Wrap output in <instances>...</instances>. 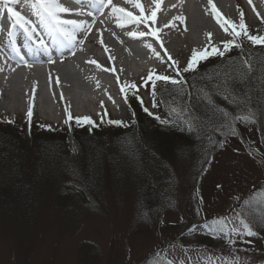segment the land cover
Segmentation results:
<instances>
[{
  "label": "rangeland",
  "instance_id": "1",
  "mask_svg": "<svg viewBox=\"0 0 264 264\" xmlns=\"http://www.w3.org/2000/svg\"><path fill=\"white\" fill-rule=\"evenodd\" d=\"M183 1L178 8L166 4L169 12L159 13L155 6L160 0H112L141 22H123L109 7L107 18L115 28L105 19L90 23L91 30L84 31L88 39L82 41L75 62L28 72L27 79L3 72L11 84L19 83L20 98L31 97L36 106L31 117L22 106L18 113L11 112L4 107L3 94L12 89L1 86L0 103L5 109H0V264H164L166 258L175 264H264V45H254L243 35L234 37L231 26L226 32L212 6L237 30L243 13L247 32L262 37L264 12L258 19L255 8L239 0H212V5L208 0ZM193 5L200 18L194 26ZM178 16L185 17L184 22L174 19ZM131 32L146 33L140 46L151 45L156 56L160 48L169 54L166 64L174 63L176 72L167 67L157 75L183 80L181 95L170 82L156 85L164 82L159 80L155 85L166 87L159 97L153 93L149 75L141 73L145 54L136 48L133 53L128 46L138 44ZM234 39L240 46L225 50V43ZM213 48L224 55L209 56L194 70L183 71L194 49ZM244 61L252 65V72L237 82L236 77L245 72ZM87 74L92 78L82 77ZM110 75L114 80L126 79L115 81L120 97L110 89V96L107 92ZM84 80L97 87L82 92L77 88ZM39 81L47 85L45 96L38 93ZM133 83L135 89L128 87ZM233 86L247 96L246 101L234 102ZM79 90L90 95L91 102L109 99L124 115L112 117L107 112L91 124H78L77 119L83 121L78 117L54 124L55 112H42L43 100L55 109L66 98L68 108L77 114L108 105L85 110ZM59 92L64 98L57 103ZM126 93L153 114L146 124H137V115L122 103ZM245 102L255 108L256 123L232 120L247 111ZM209 103L218 112L217 119L205 122L206 134L181 130L182 109L194 106L204 115ZM219 110L229 113L234 132L216 131ZM82 130L93 135L80 136ZM162 133L170 136L164 138ZM257 204L260 207L250 214V205ZM219 217L227 221L230 238L200 227ZM241 221L250 225L252 235ZM233 227L238 233L231 232Z\"/></svg>",
  "mask_w": 264,
  "mask_h": 264
},
{
  "label": "snow or ice",
  "instance_id": "2",
  "mask_svg": "<svg viewBox=\"0 0 264 264\" xmlns=\"http://www.w3.org/2000/svg\"><path fill=\"white\" fill-rule=\"evenodd\" d=\"M156 2V0H154V3ZM249 2H251V0H249ZM19 3H21V0H0V5L3 6V8L6 10L7 14L12 18V26H19L20 28L23 29L24 33H26L29 38H37L39 40V46L44 48L45 50H47V46L44 42V40L42 38H39L37 31H36V27L32 24V22L26 18V16L24 14H22L21 11L17 10V8L15 7L16 5H18ZM92 3L97 5V10L101 11L105 8L111 7V11L114 15L119 14L118 18L123 21V22H132L133 20H137V17L132 16L131 13L125 12L124 9L122 8H117L114 4H112V0H92ZM208 3L210 5H212V0H208ZM33 6H35L38 10V14L41 17V20L44 21L45 19H47L48 21L54 22L53 23V27L54 29L66 40H68L70 43L74 42V35L73 33L76 30L79 29H83L84 31L88 32L91 30V25H85L84 23H78L77 21L74 20H61L59 17V13L61 12H68L69 9L65 8L64 6H62L59 3V0H33ZM86 7L88 5H85ZM135 7L140 8V4L139 3H135L134 4ZM160 5L159 3H156V8H159ZM212 10L213 12L216 13V19L217 22L220 23V26L222 28H224V30L227 32L228 26H231V33L234 37H238L240 35H243L245 37H247V39H249L252 44L256 45V44H261L264 45V37L262 36H257V35H250L247 30L246 27L244 25V21H243V13H241V20H240V24H239V29L237 30V27L234 25V23L231 20L228 19H223L221 20V16L218 13V10L215 8V6H212ZM141 12H143V9H141ZM89 15H91L92 13L89 12ZM156 17V12L153 11L151 13V19H155ZM174 19L180 20L181 22H184L185 17L183 16H178L175 17ZM65 25H72V30L69 31ZM121 26H123V23L121 24ZM168 25H165V27H167ZM146 33L144 32H140V33H136V32H131L129 33L130 36L132 37H137V36H144ZM152 35H156L155 32L152 33ZM209 36V38L211 37V33L207 34ZM157 39H159V37H157ZM101 43H103V41L101 40ZM235 45L237 47H239L240 45H236L235 44V39L231 42L225 43L224 48L225 50H230L231 46ZM161 46H163L161 44ZM148 47H151V45H149ZM107 51V49H105ZM213 55H220L223 56L224 52L222 51H218L217 49L213 48L212 51H207V50H203V51H197V50H193V54L187 64V66L183 69L184 72L190 71V70H194L195 66L198 64V62L200 60L203 59H207L209 56H213ZM171 59V57H169ZM53 62V61H50ZM90 63L93 64H97V62L95 60L90 61ZM97 66L99 67V65L97 64ZM244 68H245V72L242 75H238L236 77L237 82H242V80L244 79H248L249 78V73L252 72V65H250L247 61H244ZM148 79L150 81H152V85H153V93L155 92V82L157 80L159 81H164V82H170L172 85H177V84H183L184 81L183 80H177V79H173L169 76L166 75H156L155 77H153V75L150 73L148 76ZM132 89H135L137 86L133 83L130 86H128ZM121 91H124V88L121 89ZM233 96L235 97V101H246L247 100V96H241L240 94H238L235 91V88L233 86ZM226 99L228 98L227 96L225 97ZM141 103H143V101L141 100ZM155 106V105H154ZM244 109H247V111H245V113L243 115L237 114L235 116H233L232 120H237L240 122H244V121H249L251 123H256L258 118H257V113L255 108L248 104L247 102L244 103L243 105ZM145 112H148V109L145 108L144 109ZM183 113V116L181 118V120L179 121V126L181 127V130H187L189 132H194L197 134H206V121H211L213 119H217V112L218 110L215 108V106L211 103H209V111L206 112L204 115H200L197 112H195L194 110V106L192 107H186L184 109L181 110ZM149 115H153L151 112H148ZM32 115V108L29 107L28 109V116L31 117ZM71 118V117H70ZM219 118H220V122L217 124L216 127V131H220L222 128H228L231 131H235V126L232 123V120H229V113L226 111H222L219 110ZM157 120H160L159 117H156ZM9 123H11L12 121H8ZM88 123L91 124L92 121L88 118V117H84L83 121H81L80 119H77V123ZM163 124H172L173 122L170 120H161L160 121ZM109 123L112 124H116V125H123V121H109ZM260 205H250L251 208V213L250 214H254L256 208H259ZM241 223L243 224V229L247 231L248 235H252V229L250 227V225L247 222L241 221ZM201 228L207 230L210 234L212 235H223L225 238H230L229 236V230L227 227V221L225 220V218L223 217H219V218H213L212 220H205L201 225ZM196 225L192 226L191 230H195ZM232 233H238V230L236 228H232L231 229ZM157 257H159L161 255V253H156ZM164 264H175V261L169 260L166 258Z\"/></svg>",
  "mask_w": 264,
  "mask_h": 264
},
{
  "label": "bare ground",
  "instance_id": "3",
  "mask_svg": "<svg viewBox=\"0 0 264 264\" xmlns=\"http://www.w3.org/2000/svg\"><path fill=\"white\" fill-rule=\"evenodd\" d=\"M177 2H175V0H169V2L167 3V4H172L173 2H175L174 3V5L178 8L179 6H182L183 5V3H184V1L183 0H176ZM246 1V3L247 4H249V5H251V7H254L255 8V10H254V12L255 13H253V14H255L254 16H257V18L259 19L260 17H259V15H261L263 12H264V1H262V0H256V2H254V1H252L251 0V2H249V0H245ZM163 2H164V0H163ZM162 6V5H161ZM173 6V5H172ZM194 6V5H193ZM16 8H17V10H19V11H21L22 12V14H25L26 15V18L27 17H29L28 19L31 21V19H36V18H38V17H40L38 14H36V13H32L31 12V10L30 11H24V10H22L21 8H20V6L19 5H16L15 6ZM169 12V11H168ZM195 12H196V15H197V9H195V6L192 8V15H191V24H192V26H194V22L196 23V22H198V19H200L199 17H196V15H195ZM61 16L60 17H62L63 18V16H66V15H64V13H59ZM31 18V19H30ZM6 19V25H8L9 26V29L8 30H6V31H11V30H18L19 32H21L22 34H25L24 33V31L22 32L21 30H23V29H17V26H15V27H13L12 26V19H11V17L6 13V12H4V20ZM47 20V19H46ZM3 21V15H0V22H2ZM200 21V20H199ZM110 23L111 24H113V22L112 21H110ZM47 24L48 25H42V24H39L38 25V23H36V25H37V30L38 31H41V30H43V29H45V30H47L48 28L49 29H52V28H54L53 26H51V25H49V24H53V22H51V21H48L47 20ZM134 24H136V22L134 23ZM179 28H180V26H178ZM67 28H72V26H70V25H68L67 26ZM1 30V29H0ZM83 30V29H82ZM77 31H79V30H77ZM138 31V30H137ZM76 32V31H75ZM41 34H43V33H41ZM193 35H195L194 33H193ZM224 36H226V33H224V35H222L221 37H224ZM195 37V36H194ZM144 38V40L146 39L144 36H137V39H136V41L138 42V44L139 45H141V41H140V39H143ZM31 40V39H30ZM16 41L17 42H20V39H16ZM147 41V40H146ZM145 41V42H146ZM1 42H3V41H1ZM219 42H221V40L219 41ZM92 43L94 44V45H96V46H98L99 47V43L98 42H96V41H92ZM147 43V42H146ZM9 45H10V47L13 49V46H12V43L11 42H9ZM137 49L141 52V53H144L145 54V56H146V59H145V61L142 63V67H145V66H148L150 63H153L154 61L152 60V59H155V58H162V61H158L159 63H163V61L164 60H169V58L167 57V56H169V54L168 53H166V52H164L165 50L163 49V48H160L159 49V54L156 56V54H154V52H155V50L156 49H154V48H152V47H148V44H147V46H145V47H137ZM173 53V52H172ZM173 54H176V53H173ZM10 55V57H11V59H14V60H17L18 58H23L26 62H29L30 61V54L29 53H27L26 55H24V53L23 54H19V56H17L16 55V52L15 51H13V55H11V53L9 54ZM21 55V56H20ZM167 57L166 59H164L163 57ZM69 57V55H67L66 56V58H68ZM49 61V60H48ZM1 62V61H0ZM17 63H22V59H18V61H16ZM32 62V61H31ZM4 71V70H6V66H4V65H0V71ZM66 75H67V73H66ZM119 78V77H118ZM121 79H120V81L119 80H116V82L117 83H120L121 81H126V79H124L123 77H120ZM17 85H19V83H10V81L9 80H6L5 78H2L1 77V79H0V88H1V86L2 87H4V86H10L11 87V91H6V93L5 94H3V100L4 99H6L7 100V103H5L4 104V101H3V104L5 105L4 107H6V108H8V109H10L11 110V112H13V113H18L19 111H20V108H21V106H22V109H25L27 112H28V109H29V107H31L32 108V112L34 111V109H35V104H32V102H33V98H28L27 100L26 99H24L23 98V96H22V98H20V96H19V91L17 90V88H18V86ZM36 85H39V90L40 91H38V93H40L39 95H41V96H45L46 94H45V88L47 87V85L46 86H43L44 84L42 83V82H38ZM36 89V88H35ZM37 90H38V88H37ZM37 93V94H38ZM56 96V93L54 92V95H53V97H55ZM64 98V97H63ZM78 102V100H76V103ZM107 102V100H102V99H96V101H94V102H91V101H89V100H87L86 101V104L84 105L85 107V110H87L86 108H90L91 107V105H92V107L94 106H99V105H104L105 103ZM93 103V104H92ZM39 105L41 106V109H42V112H44L45 110H52L53 112H55V115L57 116L56 117V119L58 120V121H56L57 123H59V120H60V117H61V114L62 115H64L65 114V112H66V110H67V108H68V105H67V101H66V98H64V103L63 104H60L59 106H56L55 107V109H53L52 107H51V109H50V107H49V105L48 106H46V101L45 100H43V102L41 103V102H39ZM3 106H2V104L0 103V109H2V108H4ZM5 109V108H4ZM3 109V110H4ZM120 109V108H119ZM93 110V112H94V114H96L97 115V111H96V108H93L92 109ZM24 112V111H23ZM71 117H72V119H74V118H76L77 116L76 115H74V114H72L71 115Z\"/></svg>",
  "mask_w": 264,
  "mask_h": 264
},
{
  "label": "trees",
  "instance_id": "4",
  "mask_svg": "<svg viewBox=\"0 0 264 264\" xmlns=\"http://www.w3.org/2000/svg\"><path fill=\"white\" fill-rule=\"evenodd\" d=\"M158 84L165 85L166 83L165 82H160V83H157L156 85H158ZM169 84H171V83H169ZM156 85H155L156 92L160 95L161 94L160 93L161 90H163L164 87H166V86H163V85L156 86ZM169 86H171L172 88H174L176 90L175 93H177V94L179 93L180 95L183 93L182 85L177 84V85H169ZM194 87L197 88V85H195ZM147 118H149V117H148V115L145 112L142 113L141 111H139L138 114H137V119L135 120V122L137 124H142V123L143 124H146ZM79 132H80V136H92L93 135V133L92 134L89 133V132L88 133L87 132L85 133V131H83V130L82 131H79ZM162 135H164V138H167L166 136H170L169 134H166V133H162ZM166 142H168V141H165V144L167 145L169 142L168 143H166Z\"/></svg>",
  "mask_w": 264,
  "mask_h": 264
}]
</instances>
